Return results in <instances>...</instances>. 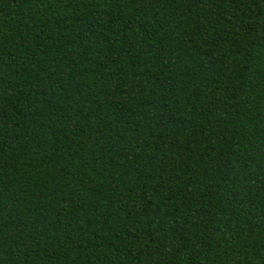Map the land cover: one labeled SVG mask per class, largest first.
Instances as JSON below:
<instances>
[{
	"label": "trees",
	"instance_id": "1",
	"mask_svg": "<svg viewBox=\"0 0 264 264\" xmlns=\"http://www.w3.org/2000/svg\"><path fill=\"white\" fill-rule=\"evenodd\" d=\"M0 264H264V0H0Z\"/></svg>",
	"mask_w": 264,
	"mask_h": 264
}]
</instances>
